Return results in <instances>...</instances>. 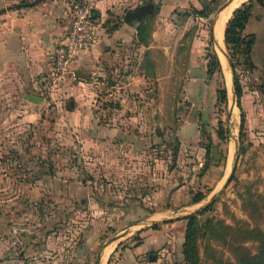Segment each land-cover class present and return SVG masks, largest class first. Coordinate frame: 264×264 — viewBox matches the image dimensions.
Masks as SVG:
<instances>
[{
	"label": "rangeland",
	"instance_id": "1",
	"mask_svg": "<svg viewBox=\"0 0 264 264\" xmlns=\"http://www.w3.org/2000/svg\"><path fill=\"white\" fill-rule=\"evenodd\" d=\"M32 1L0 0V9ZM62 1L68 8L91 2L96 11V0ZM225 1L181 0L182 7L172 5L177 0L114 1L104 19L97 13L102 36L113 41L94 64L81 67L90 79L71 77L52 95L41 84L18 93L0 84V216L12 220L13 233L75 243L95 236L100 247L121 235L108 246L107 261H113L114 252L138 243L145 227L159 231L174 223V234L184 239V218L207 208L194 214L196 264H244L258 253L264 234V7L253 4L243 30L254 37L253 67L237 58L235 68L245 115L241 135L232 70L212 37L213 16ZM202 2L215 8L208 17L194 13L204 9ZM147 3L157 10L139 19L144 28L111 37L127 13ZM220 47L227 53L224 43ZM208 51L221 59V75L207 76ZM218 88L226 89L225 105L217 102ZM26 91L41 101L24 97ZM198 195L203 199L193 204ZM145 219L156 224L141 225ZM158 251L152 253L162 264H188L182 247L169 248L168 259Z\"/></svg>",
	"mask_w": 264,
	"mask_h": 264
},
{
	"label": "crops",
	"instance_id": "2",
	"mask_svg": "<svg viewBox=\"0 0 264 264\" xmlns=\"http://www.w3.org/2000/svg\"><path fill=\"white\" fill-rule=\"evenodd\" d=\"M114 1L123 0H96L94 16L100 22V38L90 50L77 57L73 64L74 74L81 71V67L94 64V61L104 54L107 45L113 41L111 38L102 36L103 20L98 18L97 13H101L100 15L104 19L108 5L115 3ZM28 4L33 5L28 7ZM172 5L184 6L181 0H177ZM0 10L2 11L0 23L4 25L0 28V84L14 93L23 90H35L41 84V78L50 67L51 56L56 44L62 41L65 36L69 26V8L62 0H33L20 7L2 8ZM137 21V19L132 21L130 18V20L118 24L111 37L115 39L128 34V29L138 27L135 26ZM216 26L217 23L212 28V37L221 46L220 40L222 39L223 45L226 26L222 37ZM28 94L33 95L31 91H26L24 97ZM145 221H151L149 225L145 226L156 224V220L153 219H145ZM11 223L12 220L0 216V264H92L94 257L96 258L95 264H98L97 256L101 247L95 236L89 237L81 243L54 242L55 239L51 238L32 240L29 237L30 234L27 237V235L21 236V234L13 233L12 230L15 229L13 225L15 224ZM168 225L166 224V228L161 227L159 231H153L147 227L143 228L144 230L139 232L140 240L138 243L129 244L117 253L118 255L114 252L115 255L112 256L114 260H108L109 264H162L161 257H155L152 251L154 249L159 250L158 253L163 259H168L169 255L166 253L169 248H181L183 242V236H178L173 232L175 224ZM152 232L157 234H152ZM52 243H56L54 248L50 247ZM166 243L168 246L164 248ZM37 244L38 246H35ZM20 248H23L22 252L29 248L34 250L30 255L22 256ZM46 249H51V252ZM110 252V247H107L99 264L108 263L107 258Z\"/></svg>",
	"mask_w": 264,
	"mask_h": 264
},
{
	"label": "trees",
	"instance_id": "3",
	"mask_svg": "<svg viewBox=\"0 0 264 264\" xmlns=\"http://www.w3.org/2000/svg\"><path fill=\"white\" fill-rule=\"evenodd\" d=\"M258 3L260 6L264 7V0H248L246 3L242 4L241 7L235 9L233 12L232 17L226 24L225 32H224V44L227 50L228 58L232 64V71H233V87H234V94L237 98V106L241 110V117H240V133L243 135V129L245 126V115L240 106L239 100L242 96V87L238 80L237 75L235 74V68L237 64V58L241 59V64L245 68H252V58H251V48L254 43L253 36H244L243 30L245 29L248 20L251 17L253 4ZM33 4H28V7H31ZM15 7V6H14ZM202 7L204 9H194V13L200 17H208L211 13L214 12L215 8L207 7L205 2H202ZM157 10V7H154V12ZM153 12V13H154ZM2 11L0 10V14ZM151 15V14H150ZM149 16V15H144ZM133 20H136L134 17H130ZM129 18V20H130ZM144 19V18H142ZM139 23L137 28H144L145 23L141 22V20L137 21ZM206 74L209 77H212L215 73L222 74L220 61L218 59L217 54L215 51H208L206 54ZM217 102L219 104L225 105L227 102V92L225 88H218L217 89ZM217 138L219 140H225V132L223 131L222 122L219 120L218 128H217ZM212 146V141L209 137L208 144L205 146V153L208 157L210 154V149ZM203 199L202 195H198L192 201L193 204L200 202ZM207 209V208H206ZM204 209V210H206ZM203 210V211H204ZM202 211V210H201ZM188 220V225L186 229V234L182 242V253L184 255V259L188 264H196L198 257H197V249H196V217L193 215H188L186 218ZM241 263V262H240ZM244 264H264V234H262V238L260 241L259 251L258 253L251 257L248 256Z\"/></svg>",
	"mask_w": 264,
	"mask_h": 264
},
{
	"label": "built area",
	"instance_id": "4",
	"mask_svg": "<svg viewBox=\"0 0 264 264\" xmlns=\"http://www.w3.org/2000/svg\"><path fill=\"white\" fill-rule=\"evenodd\" d=\"M100 29L91 2L74 1L70 4L69 26L63 40L53 50L47 73L41 78L44 94L56 93L62 84L74 77V62L81 53L90 50L99 41Z\"/></svg>",
	"mask_w": 264,
	"mask_h": 264
},
{
	"label": "water",
	"instance_id": "5",
	"mask_svg": "<svg viewBox=\"0 0 264 264\" xmlns=\"http://www.w3.org/2000/svg\"><path fill=\"white\" fill-rule=\"evenodd\" d=\"M233 0H226L216 11V13L214 14L213 16V20H212V28H214L220 14L225 10L227 9L231 4H232ZM154 12V5L152 3H147L145 4L144 6L140 7V8H137L135 9L133 12H129L127 13L126 15V18H125V21H128L130 17H135L137 20L141 19L142 16L144 15H150ZM218 45V48L219 50L223 53L225 59H226V62L228 64V66L230 67V69L232 70V64L228 58V55L227 53L224 51L223 48H221L218 44V42L216 43ZM232 84H233V71H232ZM74 77L75 79H83V80H88L90 79V75L85 73V72H81V71H78V72H75L74 74ZM26 97L30 100H32L33 102L35 103H38L41 101V98L39 96H35V95H31V94H28L26 95ZM232 112V109L230 110V113ZM229 113V114H230ZM236 159V149H235V154L233 156V161H235ZM232 168H231V171H230V176L228 178H226V181L224 183V185L229 182L230 180V177L231 175L233 174V171H234V164L232 163ZM218 192L214 194V196L211 198L210 201H213L214 198L217 196ZM206 208V207H205ZM202 209L204 208H201V209H198L196 210L195 212H192L190 213L189 215H193V214H196L197 212L201 211ZM188 216V215H187ZM151 223V221H145L144 223H142L141 225L145 226V225H149ZM121 237V235H115L113 237H111L109 240H107L100 248V251H99V254L97 256V263L99 264L100 263V259L102 257V254L104 253L105 249L110 246L111 243L117 241L119 238Z\"/></svg>",
	"mask_w": 264,
	"mask_h": 264
},
{
	"label": "bare ground",
	"instance_id": "6",
	"mask_svg": "<svg viewBox=\"0 0 264 264\" xmlns=\"http://www.w3.org/2000/svg\"><path fill=\"white\" fill-rule=\"evenodd\" d=\"M246 0H234V2L229 6V8H227V10H225L223 12V14L219 17L218 21H217V31L221 34V37L223 35V31L226 25V22L229 20V18L231 17L233 11L243 2H245ZM220 42L222 43V39L220 40ZM223 56V54H222ZM224 57V56H223Z\"/></svg>",
	"mask_w": 264,
	"mask_h": 264
}]
</instances>
